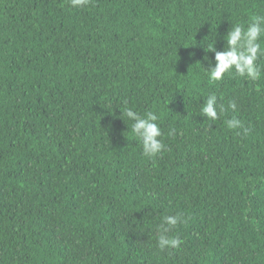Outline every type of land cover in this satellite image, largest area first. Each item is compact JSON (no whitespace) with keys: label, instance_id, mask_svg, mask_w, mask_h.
<instances>
[{"label":"trees","instance_id":"16d2710c","mask_svg":"<svg viewBox=\"0 0 264 264\" xmlns=\"http://www.w3.org/2000/svg\"><path fill=\"white\" fill-rule=\"evenodd\" d=\"M257 15L264 0H0V264H264V56L256 81L204 72L206 44ZM126 108L158 114L162 153Z\"/></svg>","mask_w":264,"mask_h":264},{"label":"clouds","instance_id":"9594fccd","mask_svg":"<svg viewBox=\"0 0 264 264\" xmlns=\"http://www.w3.org/2000/svg\"><path fill=\"white\" fill-rule=\"evenodd\" d=\"M73 8H82L88 5L89 0H68ZM264 36V15L253 17L252 22L246 27L241 24L232 25L227 34L223 37L225 47L222 51H217L214 41L207 43L204 51L214 53V65L209 62V67L204 70L211 81H219L224 74H235L256 81L261 78V66L257 63L261 56H264V45L260 42ZM205 61L208 57H204ZM228 108L235 110V102H229ZM219 109V111H218ZM226 111L223 105H217V97L210 94L201 106V115L207 120L215 121L219 117V112ZM122 115L132 121L131 131L139 139L142 153L146 157H155L165 150V145L161 139L163 133L159 127L160 117L153 111H148L144 116L126 108ZM229 129H242L243 134H247L248 129L244 127L239 119L227 120ZM182 223L180 215L165 216L157 228V246L164 251L169 248L178 247L181 241L170 237L169 231Z\"/></svg>","mask_w":264,"mask_h":264}]
</instances>
